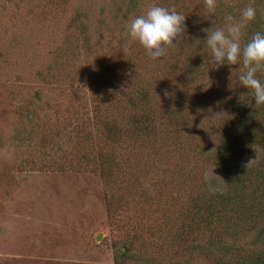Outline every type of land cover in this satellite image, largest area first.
<instances>
[{
    "label": "rangeland",
    "instance_id": "1",
    "mask_svg": "<svg viewBox=\"0 0 264 264\" xmlns=\"http://www.w3.org/2000/svg\"><path fill=\"white\" fill-rule=\"evenodd\" d=\"M245 1L217 0L209 16L204 0H0V264H213L221 244L228 261L264 252V147H243V181L218 162L242 66L214 68L203 42L224 24L219 8ZM153 4L186 16L156 60L127 35ZM230 192L261 202L246 204L238 235L186 233L193 200Z\"/></svg>",
    "mask_w": 264,
    "mask_h": 264
},
{
    "label": "trees",
    "instance_id": "2",
    "mask_svg": "<svg viewBox=\"0 0 264 264\" xmlns=\"http://www.w3.org/2000/svg\"><path fill=\"white\" fill-rule=\"evenodd\" d=\"M245 2H252V6L257 9L256 18L251 21L245 29L246 35L243 38V42L251 37L254 32H264V0H246ZM261 4L262 8H258ZM249 6L244 5L241 9ZM240 5L233 11V7L228 4L226 10L219 8V13L224 17L227 14L237 17ZM239 10V11H238ZM223 21L222 17L217 15L213 18V22ZM242 66V64H241ZM258 78L264 83V70L257 73ZM243 87V86H242ZM245 88V87H244ZM243 96L240 100L236 99L234 114L227 124L226 130L223 132V138L221 140V148L218 154V162L225 163V170L227 175H237L239 180L243 181V174H237L244 169L242 158L243 147L247 144L259 145L264 147V105L257 106L254 103L251 90L243 91ZM142 99V98H141ZM145 99V98H144ZM169 112V110L167 111ZM136 125L139 127L137 131H145L150 128L152 122L143 118L145 113L136 112ZM174 114V113H172ZM166 117V114L164 112ZM175 117V115H173ZM173 116L166 117L167 119L174 118ZM134 122V121H133ZM172 123L171 125H173ZM114 126L108 124L107 134L114 135ZM260 175L255 172V176ZM238 187V185H237ZM231 190V189H230ZM192 212L189 215H185L182 220V226L187 228V232L196 231L200 228L206 229L210 232V237H216L219 241L221 236H236L238 235L240 222L246 217V213L257 205V208L261 202H253L250 199L244 197L239 192H233L230 194H220L217 197L210 198V201H202L201 199L193 200ZM210 202V203H208ZM246 204L250 207L249 210ZM256 204V205H255ZM248 210V211H247ZM213 244H216L213 242ZM218 244H221L220 241ZM227 251V246L221 244L219 249V255L214 257L213 264H264V252L259 255H233V260H225L224 255Z\"/></svg>",
    "mask_w": 264,
    "mask_h": 264
},
{
    "label": "clouds",
    "instance_id": "3",
    "mask_svg": "<svg viewBox=\"0 0 264 264\" xmlns=\"http://www.w3.org/2000/svg\"><path fill=\"white\" fill-rule=\"evenodd\" d=\"M209 16L215 14L217 0H204ZM257 9L250 3L241 9L239 19L232 15L224 17L223 26L208 28L203 40L210 50V63L214 68L222 65L242 64L238 76L239 85L251 90L255 105H264V83L257 73L264 70V32H254L246 42L247 25L256 18ZM186 16L158 4L130 19L127 35L130 41L139 43L154 60L166 55L185 34ZM205 31V30H204Z\"/></svg>",
    "mask_w": 264,
    "mask_h": 264
}]
</instances>
